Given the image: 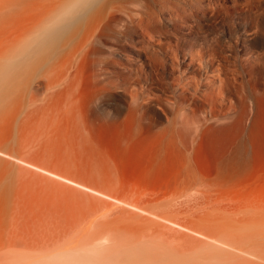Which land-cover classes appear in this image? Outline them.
<instances>
[{"label":"rangeland","instance_id":"rangeland-1","mask_svg":"<svg viewBox=\"0 0 264 264\" xmlns=\"http://www.w3.org/2000/svg\"><path fill=\"white\" fill-rule=\"evenodd\" d=\"M84 2L0 0V264H264V0Z\"/></svg>","mask_w":264,"mask_h":264},{"label":"bare ground","instance_id":"bare-ground-1","mask_svg":"<svg viewBox=\"0 0 264 264\" xmlns=\"http://www.w3.org/2000/svg\"><path fill=\"white\" fill-rule=\"evenodd\" d=\"M84 4L77 10L76 13L72 17H70L67 21L60 22L56 26L55 31L47 36V40H55V39H71L74 37V33L81 26H85L90 22L96 24L98 21L102 20L108 8H113V4L111 3L113 0H84ZM131 11H129L130 13ZM1 153V152H0ZM222 254H230L223 248H219L212 256H209L205 259V262H200L199 264H260L254 259L256 257L252 256L250 253H243L244 256L235 255V259H222ZM264 261V258H262Z\"/></svg>","mask_w":264,"mask_h":264}]
</instances>
